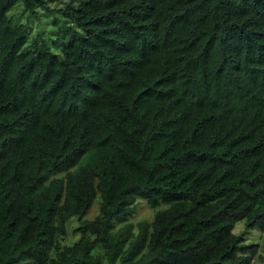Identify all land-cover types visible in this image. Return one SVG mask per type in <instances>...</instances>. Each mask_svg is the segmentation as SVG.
<instances>
[{
	"label": "trees",
	"instance_id": "16d2710c",
	"mask_svg": "<svg viewBox=\"0 0 264 264\" xmlns=\"http://www.w3.org/2000/svg\"><path fill=\"white\" fill-rule=\"evenodd\" d=\"M19 1L46 3L0 0V264H253L264 0H69L57 48Z\"/></svg>",
	"mask_w": 264,
	"mask_h": 264
},
{
	"label": "rangeland",
	"instance_id": "374dc122",
	"mask_svg": "<svg viewBox=\"0 0 264 264\" xmlns=\"http://www.w3.org/2000/svg\"><path fill=\"white\" fill-rule=\"evenodd\" d=\"M68 2L69 0H46L44 7H39L35 13H31L27 10L25 4L19 1L8 11V15L11 16L14 24H26L29 41H32L38 34H42L54 48H57L54 40L62 38V35H60L62 32L61 28L66 20L64 19L65 17L62 11L59 9L65 7ZM63 38L65 39V37ZM156 210V208H152L144 199H139L138 205L130 215L128 222L137 226L140 221L152 220ZM98 211L99 202L95 200L85 217L93 218L98 214ZM78 222V217L73 216L69 223L68 234L61 238L62 243H72L79 238V234L74 231V227L78 225ZM234 231L236 233L244 232L247 243H257L260 245L259 254L255 257L253 264H264V230L259 227L248 229L245 226V221L240 220L236 223Z\"/></svg>",
	"mask_w": 264,
	"mask_h": 264
}]
</instances>
